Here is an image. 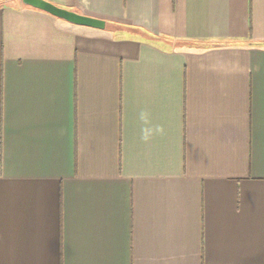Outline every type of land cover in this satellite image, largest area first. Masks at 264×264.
<instances>
[{
  "label": "crops",
  "instance_id": "1",
  "mask_svg": "<svg viewBox=\"0 0 264 264\" xmlns=\"http://www.w3.org/2000/svg\"><path fill=\"white\" fill-rule=\"evenodd\" d=\"M0 0V264H264V0Z\"/></svg>",
  "mask_w": 264,
  "mask_h": 264
},
{
  "label": "water",
  "instance_id": "2",
  "mask_svg": "<svg viewBox=\"0 0 264 264\" xmlns=\"http://www.w3.org/2000/svg\"><path fill=\"white\" fill-rule=\"evenodd\" d=\"M24 4L39 8L50 14L67 20L69 22L104 29L106 27V20L96 16L88 15L78 12L60 5L55 4L50 0H23Z\"/></svg>",
  "mask_w": 264,
  "mask_h": 264
}]
</instances>
